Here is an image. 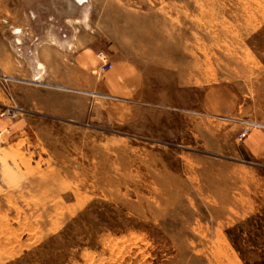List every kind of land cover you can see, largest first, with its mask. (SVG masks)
<instances>
[{
	"label": "rangeland",
	"instance_id": "obj_1",
	"mask_svg": "<svg viewBox=\"0 0 264 264\" xmlns=\"http://www.w3.org/2000/svg\"><path fill=\"white\" fill-rule=\"evenodd\" d=\"M12 1L0 264H264V0Z\"/></svg>",
	"mask_w": 264,
	"mask_h": 264
},
{
	"label": "crops",
	"instance_id": "obj_2",
	"mask_svg": "<svg viewBox=\"0 0 264 264\" xmlns=\"http://www.w3.org/2000/svg\"><path fill=\"white\" fill-rule=\"evenodd\" d=\"M15 2V1H14ZM80 2H84V0H80ZM0 3H1V0H0ZM12 3L13 1L12 0H2V4H0V7H2L6 12H10V11H13L14 9L12 8ZM69 44L67 45L68 47H74L73 43L74 41L73 40H68L66 43ZM96 49H97V46L95 47H79L78 50L74 53H72L71 55V60L73 61V69L76 70L77 72L79 73H82L83 75L89 73L92 75H96L95 73L97 72V70L100 68L101 66V61L100 59L98 58V54L96 53ZM111 79H112V87L114 90H117L119 91L124 85H125V82H126V74L125 72L123 71V69H117V70H114L111 74ZM120 94V93H118ZM214 97V98H213ZM208 102L210 101H215V95L214 94H208ZM117 101H122V99L120 98H116ZM220 109L221 108H217V105L214 106L211 102V106H210V110L213 112V113H216L217 115H226L227 112L229 111H225V108H223V112L225 113H221L220 112Z\"/></svg>",
	"mask_w": 264,
	"mask_h": 264
},
{
	"label": "built area",
	"instance_id": "obj_3",
	"mask_svg": "<svg viewBox=\"0 0 264 264\" xmlns=\"http://www.w3.org/2000/svg\"><path fill=\"white\" fill-rule=\"evenodd\" d=\"M64 38H67L66 35H64ZM98 58L101 61V66L96 72L98 75L106 74L109 70L113 68V65L111 64L107 54L101 52L98 54ZM247 134H248V130L245 129L244 132L240 135V140L242 141L247 136Z\"/></svg>",
	"mask_w": 264,
	"mask_h": 264
},
{
	"label": "bare ground",
	"instance_id": "obj_4",
	"mask_svg": "<svg viewBox=\"0 0 264 264\" xmlns=\"http://www.w3.org/2000/svg\"><path fill=\"white\" fill-rule=\"evenodd\" d=\"M80 1V0H79ZM82 1V0H81ZM85 1V0H84Z\"/></svg>",
	"mask_w": 264,
	"mask_h": 264
}]
</instances>
